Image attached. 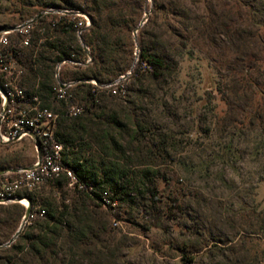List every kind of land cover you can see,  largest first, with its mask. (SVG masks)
<instances>
[{
  "label": "rangeland",
  "instance_id": "1",
  "mask_svg": "<svg viewBox=\"0 0 264 264\" xmlns=\"http://www.w3.org/2000/svg\"><path fill=\"white\" fill-rule=\"evenodd\" d=\"M181 5L185 17L198 18L189 30L191 54L171 49L175 38L165 32L159 12L149 30L177 60L174 79L156 86L128 78L126 95L105 97L84 115L83 129L70 135L67 149H78L81 155L74 157L87 158L99 177L121 185L115 191L107 184L118 200V217L107 216L119 246L114 264H182L181 248L192 253L193 264H264V99L259 103L256 94L264 89V0H181ZM153 7V0H145V12L153 14ZM11 9L2 2L0 29L20 22ZM175 20L180 19L171 17V26L179 27ZM138 31L133 55L142 38L152 40ZM253 59L257 66L249 68ZM31 84L23 81L22 87L41 101L37 84ZM74 87L75 103L81 104L85 87L75 93ZM137 124L144 128L141 140ZM4 144L0 166H27L37 159L30 138ZM148 179L158 184L154 206ZM44 196L70 202L75 193L61 183ZM13 204L23 206H4ZM150 207L162 215L161 227L145 215ZM22 217L10 223L7 236Z\"/></svg>",
  "mask_w": 264,
  "mask_h": 264
},
{
  "label": "trees",
  "instance_id": "2",
  "mask_svg": "<svg viewBox=\"0 0 264 264\" xmlns=\"http://www.w3.org/2000/svg\"><path fill=\"white\" fill-rule=\"evenodd\" d=\"M2 2H7L11 6L10 13L18 14L20 21L18 23L36 16L47 8L79 10L89 16L91 24L82 35V43L88 47L91 60L87 64L71 66V68L65 65L60 72V79L63 82L78 81L74 93L85 87L81 104H88L90 108L74 118L62 116L55 137L64 147L63 162L71 167L84 185L93 186L95 189L109 188L116 197V193L110 187L115 191L119 190L121 185L118 182L110 181L107 176L99 177L96 169L87 164V158L74 157L76 154L81 155L78 149L72 151L67 149L66 144L72 142L70 135L83 129L79 121L86 120L84 115L91 114V109L99 107L105 97H116L86 81L95 80L97 84L109 82L132 69L131 63L136 58V65L129 78L139 83L147 80L156 86L165 85L176 76L178 62L170 54L169 49L160 45L159 38L149 32L154 25L156 13L159 12L166 23L165 32L175 38L171 49L186 54L192 53V50L187 49L191 37L189 30L196 28L198 18L194 16L190 19L184 16L181 0H167V4L153 0V14L148 16L142 29L138 31L140 36L145 34L149 37L151 34L149 38L152 40L150 42L149 39L142 38L134 58L133 30L137 25V19L145 12V0H0V9ZM24 15L29 17L23 18ZM171 17L180 19L175 20L179 27L171 26ZM56 18L54 14L49 13L37 20L38 26H45V34L40 36L35 30L31 45L17 48L16 61L23 73L20 75L19 85L22 87L23 81H30L31 85L37 84L41 105L53 111H60L52 89L55 81L54 66L60 60L69 59L71 53L82 57L77 60L83 62L87 53L77 39L72 25L64 21L66 18L58 19L56 26L50 30L48 23ZM190 20L194 24H189ZM41 37L46 39L38 43ZM257 62V59L250 60L248 67L255 68ZM252 84L256 85L254 82ZM256 94L258 102L261 103L264 99V89L257 88ZM19 104L23 103L19 102ZM255 113L259 116V113ZM115 124H118L117 120ZM144 133V128L137 124V140H141ZM8 144L11 142L4 145ZM151 150L148 148L147 151L150 153ZM40 151L43 152L42 147ZM18 167L25 166L2 165L0 171ZM61 183L65 181L61 179L24 194L30 201L31 210L44 209L45 212L42 216H36L35 219L27 222L13 243L0 248V264H114L111 259L114 258L119 246L113 244L114 232L109 217L113 215L118 217L116 214L118 207L109 212L103 209L93 196L76 189H72L75 198L70 202H58L54 197L44 196L47 188ZM107 184H110V187ZM147 192L150 206H154L158 201V184L155 180L148 179ZM86 200H90V203ZM178 202L177 199H173V207L178 206ZM4 205L7 204H0V238H2L0 244L9 240L7 232L10 223L20 219L25 211V207L18 204L10 207ZM145 215L151 225L162 226V215L156 213L152 207L145 212ZM181 249L182 264H193L192 253Z\"/></svg>",
  "mask_w": 264,
  "mask_h": 264
},
{
  "label": "built area",
  "instance_id": "3",
  "mask_svg": "<svg viewBox=\"0 0 264 264\" xmlns=\"http://www.w3.org/2000/svg\"><path fill=\"white\" fill-rule=\"evenodd\" d=\"M49 13L57 17L48 23L50 30L56 26L58 19L66 18L64 21L72 25L77 39L82 46H85L82 43V35L91 24L87 14L79 10L47 8L43 10L42 15ZM32 19L33 17L0 29V142L10 143L24 138H30L33 141L31 135H34L39 139L40 150L42 147L43 152H41L40 160L36 159L31 164L35 166L34 168L18 167L16 171H6L0 174V204L21 203L25 207L29 199L24 194L34 192L62 179L69 188L93 196L103 209L109 212L114 211L118 206L114 193L109 188L95 189L93 186L84 185L71 167L63 162L64 147L55 137L57 122L62 116L74 118L90 108L88 104L75 103L71 88L78 81L63 82L60 79V72L65 65L87 64L91 57L86 52L87 57L82 62L77 60L74 53H71L69 59L58 61L54 66L55 84L52 89L54 99L62 105V108L60 111H53L42 106L37 95H27L23 87L19 85L22 70L16 61L17 48L30 46L35 30L40 36L46 32L45 26H38V19ZM45 39L46 37H41L38 43ZM85 47L88 50V47ZM130 75L131 72H127L101 84H97L95 80L86 82L97 85L111 95L124 97L126 81ZM44 212V209L31 210L26 223L35 219L36 216H42ZM113 224L116 225L117 221L114 220Z\"/></svg>",
  "mask_w": 264,
  "mask_h": 264
},
{
  "label": "water",
  "instance_id": "4",
  "mask_svg": "<svg viewBox=\"0 0 264 264\" xmlns=\"http://www.w3.org/2000/svg\"><path fill=\"white\" fill-rule=\"evenodd\" d=\"M42 14H43V11H41L39 14H37L36 16H34L32 20L39 19L42 16ZM148 15H149V13L145 12L144 13V16L142 17V19H141V21L139 23V25L136 26L135 29L133 30L134 37L136 36L139 27L146 22V20L148 18ZM83 47H84V50L89 55V51L86 49L85 46H83ZM31 136H32V139H33L34 146L36 148L37 160L39 161L40 160V157H41L40 141H39V139L36 136H34V135H31ZM34 167H35L34 165H29V166H25L24 168L25 169H31V168H34ZM16 170H17V168H8V169H5V170H1L0 171V174L4 173L6 171H16ZM30 211H31V204H30V201L27 200V205L25 206V213H24V215L22 217V221H21L18 229L16 230V232L12 235V237L7 242H5L3 244H0V248L5 247V246H8L9 244L13 243L16 240V238L18 237V235L20 234V232L24 228V225H25V223H26V221L28 219V216L30 214Z\"/></svg>",
  "mask_w": 264,
  "mask_h": 264
}]
</instances>
